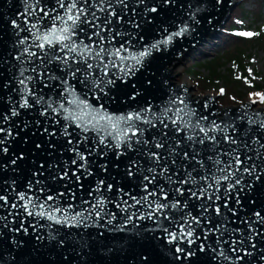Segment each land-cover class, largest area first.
<instances>
[{
    "label": "snow or ice",
    "instance_id": "snow-or-ice-1",
    "mask_svg": "<svg viewBox=\"0 0 264 264\" xmlns=\"http://www.w3.org/2000/svg\"><path fill=\"white\" fill-rule=\"evenodd\" d=\"M138 2L143 4L145 0ZM222 3L223 0H215L216 5ZM163 4L173 5L174 0H163ZM116 5L128 8L126 0H52L50 4L42 0H24L21 15L24 17L25 27L22 28L13 21L18 29L17 35L25 31L29 33L18 41L21 50L15 56L21 65L16 77L17 86L13 89L19 100L8 97L11 105L10 116L4 113L3 120L9 121L11 117L20 116L21 110L41 105V116L49 117L51 113V117H61L65 121L61 135L68 138L67 143L71 146L69 151L76 157L72 160L75 170L71 176L65 167L52 176L53 180L71 181L75 177V183L83 190V179L95 176L89 157L99 153L103 158L108 155V151H114L117 162L112 166L121 169L118 161L127 156L124 175L129 179L141 177L142 194L137 196L131 191H126L115 177H111L112 182L100 178L88 192L90 199L76 203V192L72 188L65 185L66 191L54 193L45 181L36 178L44 175V172L38 171L33 173L34 181H28V191L16 192V199L10 204L7 196L0 195V201L3 202L0 208L9 209L8 216H13L11 223L16 222L15 216L21 217L19 227L9 228L7 222L2 227L17 234L23 232L27 235L26 217H32L36 223L30 224L29 227H32L34 232L38 230L40 220L50 222L49 228L54 224L64 228L95 227L109 232H125L131 230L129 225L132 228L139 227L138 221H151L155 228L145 231L163 232L165 235L160 238L169 244L175 243L176 253L184 256L194 254L181 248L179 243L187 241L191 245L200 240L201 236L196 232L197 228H200L204 233L203 241H207L209 235L216 234L217 247L208 245V250L215 254L213 259L231 262L233 257L229 256L228 250L223 247V244H229L230 251L235 254V260L243 261L246 256L253 255L248 249L236 246L243 245L244 240L221 241L220 237L227 231V222L212 226V220L206 213L214 211L217 216L224 215L220 203H217L222 199L219 193L221 187H224L228 195L224 197L223 208L235 216L236 209L229 205V200L233 199L232 192L242 184L243 176L238 177L237 173L254 176L257 181L261 179V174H264V167H259L258 170V165L254 162H264V115L245 111L235 118L246 121L249 128L257 127L261 130L260 134L253 136L249 141L247 131L243 140L236 135L240 129L234 121L218 123L215 119L209 120L206 115L197 116L196 110L192 109L182 96L169 97L163 106H154L148 100L143 107L133 106L137 97L142 96L135 83L131 84L132 91L125 92L123 96L116 90L128 85L141 69L147 71L146 62L155 53L166 51L176 39L194 32L195 28L187 22L178 24L175 31L163 27L157 32L158 39L144 43L145 38L139 32L142 29L141 22H135L133 25L138 30L137 34L121 32L110 27L113 18L117 23L123 21V16L116 12ZM147 11L158 13L159 6L154 5ZM198 11L199 8H196L188 14L189 20L194 24L200 23L196 19ZM144 22L151 24L153 19L145 16ZM207 22L210 24L212 21L208 19ZM236 35L252 37L256 33L241 31ZM37 82L41 85L39 88ZM10 83L6 81L0 87L6 90ZM146 83L151 85L152 81L149 79ZM45 88L50 89L55 96L45 99ZM223 93L224 89H220V94ZM253 95L259 96V101L252 100L253 104L264 103V94ZM208 103L209 101L205 102V108ZM116 105H127L130 110L120 111L112 107ZM154 108H159V111ZM53 122L60 124L59 119ZM75 129H79L78 136L74 135ZM153 129L157 130L155 134ZM43 132L48 133L49 138L56 135L55 131L50 132L47 127L43 128ZM0 133H6L5 138L0 139V152L7 154L9 149L3 145L12 137L11 128L0 127ZM89 140L91 147L81 151L80 145H87ZM222 144L227 147H221ZM233 145L236 147H232ZM37 147L41 145L38 144ZM49 147L54 148L55 145L50 144ZM241 148L246 153L243 157ZM162 150H166L167 155H164ZM205 152L208 155H202ZM129 153L146 157L151 166L144 168L142 161L129 156ZM247 153H254L255 157ZM177 158L182 161L178 167ZM17 159H23L22 154L12 159L11 164L15 165ZM206 160L208 164L205 163ZM167 161H170V165L165 163ZM248 161L253 163L249 165ZM192 163L199 165V169H189V164ZM43 167L41 164L40 168ZM56 167L59 168L58 165ZM99 167L104 174L110 175L107 162ZM172 167H176V170L173 171ZM157 176L165 181L167 188L164 184L156 183ZM14 184L13 181L15 191ZM248 187H251V184ZM243 191L241 187L236 192L237 204L241 203L239 196ZM109 193H114V196ZM68 197L71 202L65 203ZM190 200L200 202L197 205L200 215L192 214L189 208ZM13 209L16 210L15 215L11 211ZM113 209H118L119 212ZM254 215L257 218L255 221H242L248 223V241L253 249L257 247L256 238L264 237V231L253 227V223L264 225V216L259 212ZM8 216L0 219L7 221ZM116 221L120 222L114 223ZM205 224L208 227H205ZM99 235L103 236L104 231ZM49 236L53 240L57 238L55 232H50ZM42 238L40 235L36 236L37 240ZM145 239L150 240L152 237L147 236ZM14 242L17 245L23 243ZM57 242L60 246L65 243L63 239ZM199 248L200 251L206 250L204 243H201ZM240 252H243V255H239ZM181 258L177 256V259ZM260 259L264 261V255H261Z\"/></svg>",
    "mask_w": 264,
    "mask_h": 264
},
{
    "label": "water",
    "instance_id": "water-1",
    "mask_svg": "<svg viewBox=\"0 0 264 264\" xmlns=\"http://www.w3.org/2000/svg\"><path fill=\"white\" fill-rule=\"evenodd\" d=\"M42 2L50 4L52 0H42ZM126 2L128 4L127 9H124L122 5L115 6L116 12L123 16V21L117 23L116 19L113 18L110 27H114L121 32L137 34L138 30L133 25L135 22H141L142 29L139 32L145 38L144 43H150L153 39H158L157 32L159 29L168 27L170 31H175L176 26L184 22L192 24L195 31L186 33L183 38L176 39L166 51L155 53L146 62L147 71L141 69L135 77H132L128 85L117 89L119 95L123 96L125 92H131V84L135 83L136 87L142 92V96L137 97V101L133 102L135 107H143L146 100L151 101L154 106H163L169 97L182 96L189 106L196 110L197 116L206 115L209 120L215 119L218 123L221 121L225 123L234 121L240 129L236 135L241 140L245 139V131L248 132L247 138L249 141L253 136L261 133V130L257 127L249 128L246 121L235 118L245 111L249 113L259 112L264 115V108L257 109L256 104L250 102L238 106L223 107L219 103V97L212 95L196 97L192 93L195 88L176 83L177 76L174 72L195 49L225 27L239 5L237 0H223V3L219 5L215 4V0H174L173 5H164L163 0H145L143 4H140L138 0H126ZM154 5L159 6V12H148L147 9ZM189 5L192 7L190 8ZM196 8H199L196 14V19L200 21L199 24H194L189 20L188 15ZM23 9L24 0H0V85L6 81L11 82L10 87L6 90L0 87V127H10L12 131V137L8 138L5 145H3L8 147V153L0 152V195L7 196L10 204L16 199V192L28 191V181H34L33 173L38 171L44 172V175L36 178L45 181L47 187H50L54 193L66 191L65 185L72 188L76 192V203L84 199H90L88 192L95 186L96 180L100 178H104L106 182H112L111 177H115L120 186L124 187L126 191H131L137 196L141 195V177L136 176L129 179L124 175L123 169L127 164L128 157H121L118 161L121 164V169L118 170L112 166L113 163L117 162L114 151H108V155L103 158L100 157L99 153L89 157L90 167L95 176L87 179L82 177L83 190L75 183V177L71 181L53 180L52 176L65 167L68 168L71 176L72 171L75 170L72 160L76 157L69 151L71 146L67 143L68 138L61 135L65 121L61 117H51V113H49V117L41 116V105H36L32 109L21 110L20 116L11 117L9 121L3 120L4 113H8L10 116L11 105L8 102V97L11 96L13 100H19L18 94L13 91L17 86L16 77L21 66L15 56L21 50L18 41L21 37L28 36L29 33L25 31L17 35L18 29L14 26L13 21L19 24L20 27H25L24 17L21 15ZM145 16L151 17L153 22L151 24L144 22ZM208 19L212 21L210 24L207 22ZM134 43L136 42L134 41ZM137 47H141V45H137ZM26 66L30 67L29 65ZM149 79L152 81L151 85L146 83ZM117 83L119 84V81ZM40 86L37 82V88ZM43 95L45 99L49 96H55L48 88L44 89ZM206 101H209L207 108L204 107ZM112 107L118 108L120 111L130 110L127 105ZM154 110L159 111V108H154ZM212 113H215V115H211ZM55 119H59L60 124H54ZM36 121L40 123L37 124ZM24 125H27V127L25 128ZM45 127L50 132L55 131L56 135L49 138L48 133L43 132ZM169 127L171 128V125ZM156 131V129L152 130L154 134ZM74 135H79V129L74 130ZM5 136L6 133H0V139H4ZM89 136H91V133ZM181 136H183V133H181ZM38 144L41 147L38 148ZM50 144L55 145V147L50 148ZM87 147H91V140L87 145L81 144L80 150L85 151ZM221 147L227 146L222 144ZM232 147L236 146L233 145ZM153 150L155 151V149ZM162 152L167 155L166 150H162ZM21 154L23 159H17L16 164L12 165L11 160ZM245 154V151L241 148V156L243 157ZM247 154L255 157L254 153ZM202 155L206 156L208 153L205 152ZM129 156L140 159L144 168L151 166L146 157H138L134 153H129ZM224 159H227V157H224ZM105 162L109 165L110 175L104 174L99 167ZM254 162L258 165V170L259 167H264V162ZM165 163L170 165V161ZM181 163L182 161L177 158L176 167ZM205 163L208 164L209 162L206 160ZM247 163L250 165L253 161ZM41 164L44 165L42 169L40 168ZM57 165L59 168L56 167ZM176 167H172V170L175 171ZM193 167L199 169V165L189 164V169ZM181 175H183L182 172ZM193 175H197V173H193ZM241 175L243 176L242 184L232 192L233 199L229 200V205L236 209L237 214L233 216L227 209L223 208L224 197L228 193L224 191V187H221L219 195L222 199L217 203H220L224 215L217 216L214 211H209L206 215L211 218L212 226L227 222V231L220 237L221 241L244 240L243 245L237 244L236 246L248 249L253 255L246 256L243 261L235 260V254L230 251L229 244H223V247L228 250L227 254L233 257L231 262L213 259L215 254L208 250V245L217 247L216 234L209 235L208 240L203 241L204 233L200 228L196 230L197 235L201 236L200 240L191 245L187 241L179 243L181 248L194 253L191 256H184L175 252V243L169 244L160 238L165 235L163 232L145 231V229L155 228L151 221H138L139 227L136 228L129 225L130 231L109 232L95 227L77 229L64 228L54 224L49 228L50 222L40 220L39 225H43V227L37 225L38 230L34 232L29 225L35 224L36 220L32 217H26L27 223L25 226L28 227V234L25 235L23 232L17 234L9 231V228L19 227L21 217L15 216L16 222L11 223L13 216H8L9 209L0 208V217L8 216L7 221L0 219V264H264V261L260 259V256L264 255V251H262L264 250V237L256 238L257 247L255 249L251 248L248 241V223H242V221L249 223L255 221L257 219L254 215L256 212L264 216V174H261V179L258 181L255 180L254 176L237 173L238 177ZM13 181L15 182V191L13 190ZM156 183L164 184L165 188L168 187L159 176L156 178ZM249 184H251V187H248ZM241 187L244 191L239 196L241 203L237 204L235 195ZM109 195L114 196V193H109ZM64 202H71V198L68 197ZM199 203L196 200L189 201V208L193 215H200L197 208ZM0 204H3V202L0 201ZM109 207L112 206L109 205ZM11 211L15 215L16 210ZM20 211L23 213L22 209ZM113 211L119 212L118 209H113ZM5 222L9 223V228L2 227ZM118 222L120 221L114 223ZM165 223L167 224V222ZM168 226L172 227L171 225ZM205 227H208V225L205 224ZM253 227L264 231V225L253 223ZM101 231H104L103 236L99 235ZM50 232L57 234L55 240L50 238ZM37 235L43 238L37 240ZM147 236H151L152 239H145ZM59 239L65 241L63 246L58 244ZM14 241H22L23 243L17 245ZM201 243H204L205 251H200L199 246ZM239 255H243V252H240ZM145 256L147 257L146 260L144 259ZM177 256L182 258L177 259Z\"/></svg>",
    "mask_w": 264,
    "mask_h": 264
},
{
    "label": "rangeland",
    "instance_id": "rangeland-1",
    "mask_svg": "<svg viewBox=\"0 0 264 264\" xmlns=\"http://www.w3.org/2000/svg\"><path fill=\"white\" fill-rule=\"evenodd\" d=\"M242 7L250 12L249 17L244 20L243 31L256 33L252 37H257L259 30L264 33V18L258 20L261 15L259 12L264 13V1L247 0ZM221 36L219 31L208 38L191 53L185 64L175 69L176 83L195 88L192 93L196 97L219 96V103L223 107L252 103L253 99L259 101V96L253 94H264V39L262 41L253 39L244 44L225 46V40ZM226 62L231 64L225 67ZM245 64L246 70H244ZM191 67H195L194 70L198 72L188 71ZM220 89L225 90L223 94H220ZM255 104L257 109L264 108V103Z\"/></svg>",
    "mask_w": 264,
    "mask_h": 264
},
{
    "label": "trees",
    "instance_id": "trees-1",
    "mask_svg": "<svg viewBox=\"0 0 264 264\" xmlns=\"http://www.w3.org/2000/svg\"><path fill=\"white\" fill-rule=\"evenodd\" d=\"M244 1L247 0H241L240 5L238 6V8H236V10L234 11L233 15L231 16V19L229 21V23L224 27V29L222 30V36L221 38L223 40H225V46H232V45H237V44H244L247 43L250 40L256 39V40H260L261 41L264 39V33H261L259 30V34L257 37H253V38H246V37H242L239 35H236L237 32H241L244 28H245V24H244V20L246 18L249 17L250 12H247L242 6ZM264 1V0H263ZM260 18L258 20H260L261 18H264V13L262 14L261 12H259ZM230 62H226L225 63V67H227L228 65H230ZM233 64V63H232ZM205 66V64H203ZM208 65V64H206ZM241 65H239L240 67ZM247 65L245 64L244 66V70H246ZM195 67H191V69L188 71L190 72H198L196 70H194ZM258 87H263V85H257ZM223 97V96H221Z\"/></svg>",
    "mask_w": 264,
    "mask_h": 264
},
{
    "label": "bare ground",
    "instance_id": "bare-ground-1",
    "mask_svg": "<svg viewBox=\"0 0 264 264\" xmlns=\"http://www.w3.org/2000/svg\"><path fill=\"white\" fill-rule=\"evenodd\" d=\"M216 34H217V33H216ZM216 34H215V35H216ZM190 57H191V54H190L186 59L183 60L182 65L185 64V62H187V60H188ZM174 72H175V71H174ZM262 109H263V108H262Z\"/></svg>",
    "mask_w": 264,
    "mask_h": 264
}]
</instances>
